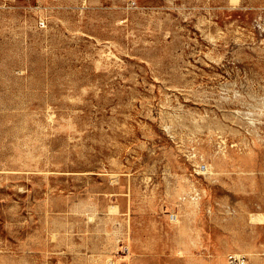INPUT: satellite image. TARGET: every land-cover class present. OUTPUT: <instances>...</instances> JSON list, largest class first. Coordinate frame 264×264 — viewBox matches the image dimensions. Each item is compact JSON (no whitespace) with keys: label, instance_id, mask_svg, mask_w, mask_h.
Masks as SVG:
<instances>
[{"label":"rangeland","instance_id":"374dc122","mask_svg":"<svg viewBox=\"0 0 264 264\" xmlns=\"http://www.w3.org/2000/svg\"><path fill=\"white\" fill-rule=\"evenodd\" d=\"M229 256L264 264V0H0V264Z\"/></svg>","mask_w":264,"mask_h":264},{"label":"built area","instance_id":"2783aa9c","mask_svg":"<svg viewBox=\"0 0 264 264\" xmlns=\"http://www.w3.org/2000/svg\"><path fill=\"white\" fill-rule=\"evenodd\" d=\"M40 25H42V23H40ZM228 260L230 261V263H234V262H238L239 261V258L237 257H234V256H229L228 257Z\"/></svg>","mask_w":264,"mask_h":264}]
</instances>
